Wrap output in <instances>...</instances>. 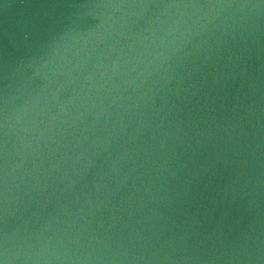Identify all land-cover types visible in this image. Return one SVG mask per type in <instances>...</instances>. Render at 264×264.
I'll return each mask as SVG.
<instances>
[{"label":"water","instance_id":"obj_1","mask_svg":"<svg viewBox=\"0 0 264 264\" xmlns=\"http://www.w3.org/2000/svg\"><path fill=\"white\" fill-rule=\"evenodd\" d=\"M0 264H264V0H0Z\"/></svg>","mask_w":264,"mask_h":264}]
</instances>
